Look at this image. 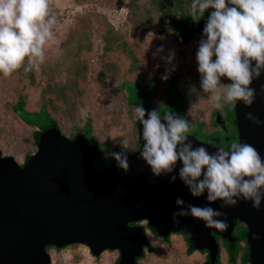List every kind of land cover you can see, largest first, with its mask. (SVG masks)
<instances>
[{"label": "rangeland", "instance_id": "rangeland-1", "mask_svg": "<svg viewBox=\"0 0 264 264\" xmlns=\"http://www.w3.org/2000/svg\"><path fill=\"white\" fill-rule=\"evenodd\" d=\"M191 4L192 0H50L56 24L52 38L45 45L43 63L26 70V60L10 75L0 73L3 155L21 163L36 151L34 132L37 129L13 112L14 105L22 100L25 112L38 113L44 109L69 139L85 133L89 120L91 138L101 148V161L94 162V166L107 167L113 152L132 153L135 148L137 119L128 101L141 96L137 83L140 81L141 86L154 83L152 110L159 108L163 115L162 107L168 104L166 89L173 77L178 79L183 117L191 122V130L200 131L207 138L214 137V132L215 138L228 144L224 141L226 137L221 139L224 133L216 128L215 122L223 125L228 121V117L223 119L222 112L229 103L215 109L211 95L200 87L196 61L199 40H177V33L168 20V16L178 19L180 9H171L175 5L193 15ZM161 46L163 52L157 53ZM170 53H174V59L168 64L161 57ZM166 69L170 70L168 78L162 79ZM137 79L135 85L129 86ZM221 83L227 84L223 78ZM30 113L23 114L27 120L48 126L49 120L44 114ZM121 141H127V150L122 148ZM142 224L146 226V222ZM245 235V226L234 228V238L245 241ZM148 242L138 264H203L202 256H206V252L196 249L201 255L193 259L185 250L184 237L178 234L166 240L148 231ZM57 249L48 250L51 264H115L119 257L117 251L107 250L95 258L81 244ZM225 251L220 249V264H241L239 254L237 261L233 258L228 262ZM239 251L242 264H248V250Z\"/></svg>", "mask_w": 264, "mask_h": 264}, {"label": "water", "instance_id": "water-1", "mask_svg": "<svg viewBox=\"0 0 264 264\" xmlns=\"http://www.w3.org/2000/svg\"><path fill=\"white\" fill-rule=\"evenodd\" d=\"M207 19L194 25L195 37L202 38ZM262 85L264 72L250 85L257 93L254 103L245 107L238 101L233 113L237 142L251 144L264 159ZM247 112L259 117L261 124L245 120ZM138 131L142 134L137 121ZM187 135L194 147L204 146L210 153L221 147ZM137 142L136 151L125 153L130 164L127 172L114 158L107 167L96 168L101 148L91 135L69 139L57 126L41 132L35 139L36 151L21 163L0 150V264H51L48 246L72 244L86 246L95 258L107 250L117 251L116 264H137L149 243L148 231L162 239L182 235L195 250L207 252L209 264H219L220 240L231 239L237 223L246 227L248 264H264V200L259 209L243 199L235 207L221 208L222 201L206 200V191L193 197L179 179V161L172 173L154 176L139 158L142 137L137 135ZM172 176L177 177L174 182ZM178 197L185 205L222 211L225 216L218 219L226 217L228 228H207L190 215L176 217L179 223H174L172 214L183 207L176 205ZM142 221L149 229L130 225Z\"/></svg>", "mask_w": 264, "mask_h": 264}, {"label": "clouds", "instance_id": "clouds-1", "mask_svg": "<svg viewBox=\"0 0 264 264\" xmlns=\"http://www.w3.org/2000/svg\"><path fill=\"white\" fill-rule=\"evenodd\" d=\"M208 9L212 11L196 52L200 87L211 95L215 109L238 101L249 107L257 95L250 85L264 72V0H192L194 16L203 17ZM55 24L50 0H0V73L10 75L26 60V70L39 67ZM160 52H163L162 46L157 49V53ZM161 59L170 64L174 53ZM169 71L166 69L162 79L168 78ZM222 77L230 82L221 83ZM261 92L264 93V85ZM133 112L142 125V134L137 133L143 141L139 158L154 176L172 173L179 161L182 164L179 179L193 197L206 191V200L222 201L221 208L235 207L238 200L243 199L250 200L252 207L259 209L264 200V159L254 146L234 142L228 148L216 147V151L210 153L204 146L194 147L188 139L191 122L184 117L172 111L161 115L159 109L146 112L139 105ZM244 118L252 124H261L259 117L251 112L245 113ZM121 146L127 150V141H121ZM111 155L119 168L129 170L125 151ZM176 178L172 176L171 181ZM175 203L183 207L172 214L174 223H179L176 217L190 215L203 221L207 228L222 231L228 228L226 217L218 219L225 216L222 211L209 206L185 205L179 197Z\"/></svg>", "mask_w": 264, "mask_h": 264}, {"label": "trees", "instance_id": "trees-1", "mask_svg": "<svg viewBox=\"0 0 264 264\" xmlns=\"http://www.w3.org/2000/svg\"><path fill=\"white\" fill-rule=\"evenodd\" d=\"M171 9H172V11L175 10V9H180V12L178 14V19L177 20H174L172 17L168 16V20L171 23V26L174 28V30L177 33L176 39L177 40H181L183 42H189L191 40H200L199 38L195 37V35L193 34V32H194L193 31V27L198 22V20H200L203 17L209 16L210 12L206 10L205 13H204V16L200 17L199 15H195L194 16L190 12L182 10L179 5H175ZM135 82L137 83L138 79L135 80L129 86L135 85ZM137 84H138V89L140 90L141 96L139 97V99H137L135 101H128V104L130 106H133V108H135L136 106L139 105V106H142L146 111H151L152 108H153L152 99H153L154 94H155L154 83L150 82V83H148L145 86H141V83L139 81ZM125 86L126 85L123 86L124 89H125ZM166 94H167L166 101L168 100V102H167L168 104L165 106V108L162 107V109H164L163 113L167 112V111H172L174 113H177L179 116L183 117L184 114H183V111H182V106L180 104V100H181L180 97L182 95L178 92V79L177 78L173 77L172 81L169 83L168 88L166 89ZM174 96H175V99H173ZM229 105L230 104H228V106ZM155 109H159V108H155ZM232 110H233V105H232ZM13 112L19 117V119H21L28 126L34 127V128L37 129L34 132V138L35 139L38 138V136L41 134V132H43L47 128L52 127V126H56V123L50 118V116L48 115V113L44 109H40V111L38 113L25 112V110L23 109L22 100H20L17 104L14 105ZM24 113L44 114L45 117L49 120L48 121V126L47 127H43V125H41L39 123L35 124L34 122L27 120L24 117V115H23ZM233 124H234V121H233ZM86 126L85 127L88 128V129L84 130V132H85L84 135H86V134L90 135L91 134V126L89 124V120H88V123L86 124ZM190 131H192L193 133H197L198 132L196 130H190ZM79 135H80V133H79ZM201 135H202V138H204V140H206V141L210 140V139H212V141H213V139L215 138V137L207 138V136H205L203 134H201ZM234 141H237V139L235 138ZM94 142H96V141H94ZM226 143H229V142H226ZM223 144H224V146L228 145V144H225V143H223ZM138 224H140V222H138ZM130 225L134 226V225H137V224L136 223H131ZM140 226H142V225H140ZM142 227L144 229H149L147 224H146V226H142ZM214 237H215L216 240L218 239L217 236H214ZM168 239H169V237L166 238V240H168ZM187 246H188V249H187L188 254H191L192 252L196 251L190 244H187ZM224 247H225L226 252L228 254V262L230 261V259H233V258L237 261V257H238L237 255L239 254V252H240L239 250L240 249H239L238 242L236 241V239H234L232 243H230V242L228 243L227 242ZM203 252H205V251H203ZM144 255L145 254H143L141 258L137 259V261L142 259L144 257ZM248 255H249V252H248ZM117 261H118V258H117L115 264L117 263ZM236 261H234V263H236ZM246 261L248 262V258L246 259ZM240 263L242 264V258H241V262ZM205 264H209L208 257H206Z\"/></svg>", "mask_w": 264, "mask_h": 264}, {"label": "flooded vegetation", "instance_id": "flooded-vegetation-1", "mask_svg": "<svg viewBox=\"0 0 264 264\" xmlns=\"http://www.w3.org/2000/svg\"><path fill=\"white\" fill-rule=\"evenodd\" d=\"M125 90V89H124ZM228 105V104H227ZM226 105V107H227V109L226 110H224L223 112H222V117H223V119H226L227 117H228V121H224L225 123L223 124V125H221V123H218V122H220V121H217V122H215L216 123V128L218 127V130L220 129L224 134H223V138H221L222 140H224V138L226 137L227 139L226 140H224L225 142H229L228 143V145L227 146H224V144H223V141L221 142V141H219L218 139H220L219 137H216V138H214L213 139V141H212V139H210V140H202V141H205V142H207V143H217L218 145H220L221 147H224V148H228L232 143H234V142H237V141H234L235 140V138L236 139H238L237 138V132H236V128H235V125L233 124V121H234V113H233V110H232V108H231V105H229V106H227ZM231 113V114H230ZM228 114H230L229 116H228ZM216 115V114H215ZM214 115V116H215ZM214 116H213V118H214ZM215 119H219V116L218 115H216L215 116ZM215 128V129H216ZM217 131V130H216ZM233 132V133H232ZM198 133V134H197ZM197 133H193V134H190V135H192V136H195L196 138H198V139H200L201 140V138L200 137H202V135H201V132L200 131H198ZM213 136L215 137V133L213 132ZM204 135V134H203ZM138 149V142L136 141L135 142V148H134V150H133V152L134 151H136ZM142 222H145V221H142ZM142 222H140V224H138V223H136L137 225H142V226H144V224H142ZM241 225H243V224H241V223H237L236 224V227H240ZM244 226V225H243ZM172 235H174V234H171V235H169L168 237H170V236H172ZM160 239H162V238H160ZM234 239H236V241L238 242V246H239V249L240 250H245V249H248L247 248V245H246V242L245 241H243V240H241V239H237V238H234V237H232L231 239H221L220 240V238L218 237V239L217 240H220V249L222 248L223 250L225 249V244L228 242H230V243H232L233 242V240ZM66 247V246H65ZM57 249L58 247H56V246H48L46 249H47V251L48 250H50V249ZM62 248H64V247H62ZM62 248H58L57 250H60V249H62ZM226 250V249H225ZM206 252V251H205ZM226 252V251H225ZM226 254H227V252H226ZM240 254H242V253H240L239 252V263L241 262V258H242V255H241V258H240ZM206 257H208V255H207V252H206ZM227 257H228V254H227ZM219 259H220V256H219ZM220 261V260H219ZM138 264V263H137Z\"/></svg>", "mask_w": 264, "mask_h": 264}, {"label": "crops", "instance_id": "crops-1", "mask_svg": "<svg viewBox=\"0 0 264 264\" xmlns=\"http://www.w3.org/2000/svg\"><path fill=\"white\" fill-rule=\"evenodd\" d=\"M175 235V234H174ZM160 239V238H159ZM187 249H188V246H187V244H186V247H185V250L187 251ZM187 254H188V252H187ZM200 253L199 252H197V251H194V252H192L191 253V257H193V259H196V257H198L197 255H199ZM201 255V254H200ZM203 257V259H204V262H203V264H205V262H206V256H202ZM203 261V260H202Z\"/></svg>", "mask_w": 264, "mask_h": 264}]
</instances>
